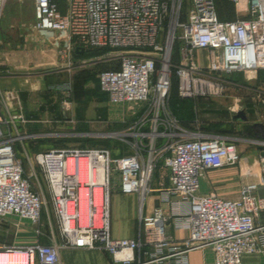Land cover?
<instances>
[{
	"label": "built area",
	"instance_id": "2783aa9c",
	"mask_svg": "<svg viewBox=\"0 0 264 264\" xmlns=\"http://www.w3.org/2000/svg\"><path fill=\"white\" fill-rule=\"evenodd\" d=\"M5 1L0 0V11ZM31 1L33 29L64 42L58 54L67 64L79 50L105 49L98 59L118 61L98 73L99 90L110 104L138 110L131 111L125 128L106 134L118 136L128 153L122 149L113 156L108 148L84 147L35 154L49 199L45 214L42 186L15 152L16 142L38 136L18 134L16 123L27 122L19 97L0 90V226L10 218L28 220L37 237L47 227L51 239L59 240L0 247V264H59L58 251L69 248L102 250L115 264H188L191 251L205 248L213 264H241L244 255L264 253V227L254 225L261 210L255 192L264 187V155L245 169L244 176L255 179L243 183L237 199L200 195L206 171L238 165L241 157L223 137L184 129L168 105L172 77L177 96L195 100L221 96L222 76L264 70V0H228L231 21L218 18L215 0ZM2 108L17 112L2 117ZM160 164L167 185L153 188ZM113 192L137 196L133 238L111 237ZM153 194L160 205L146 213ZM168 223L188 237L177 242L166 235Z\"/></svg>",
	"mask_w": 264,
	"mask_h": 264
},
{
	"label": "crops",
	"instance_id": "0c3cea01",
	"mask_svg": "<svg viewBox=\"0 0 264 264\" xmlns=\"http://www.w3.org/2000/svg\"><path fill=\"white\" fill-rule=\"evenodd\" d=\"M51 38L52 41L51 39L48 40L43 32L31 29L30 33L24 38V48L29 51L22 52L19 55V60L16 61L21 64L20 72L12 73L7 70L8 68L3 67L9 61H13V57L7 53L0 54V90L2 92H15L19 97L21 113L27 121L24 124L16 123L17 132L22 136L36 135L39 137L42 136L40 135L42 133H50L47 130L52 128L62 130L71 127L77 130L78 127L87 123V109L84 108L85 105L80 100L72 99L64 104V101H58L54 95L51 97L47 96L49 93L53 94L55 92L52 90L56 86L55 84H69L74 90L76 87L80 88L82 85L87 86L86 84H88L89 88L95 91L98 90L97 80L94 81L92 87L91 83L87 82L89 72H82L80 67L69 65L59 57L58 50L64 46V42L60 41L56 35H52ZM37 46L42 48L41 52L34 51ZM73 61L75 60L73 59ZM43 67L50 70L41 72L44 69ZM243 75L249 81H253V87L257 89L252 99L254 101L252 105L255 108L253 113L255 120L245 126L246 130L242 133V138H236L234 133L206 134L208 136H220L233 143L241 157V161L235 166L206 171L200 179V195L215 194L223 199H237L243 183L252 182L255 179L251 176H244L245 169L258 155H264V70L248 76ZM64 106L68 108V111L71 110L67 120ZM16 112V109H11V111L7 112L2 108L1 115L4 117L8 113L14 114ZM99 113L97 119L100 122H109L119 115V110L114 111L110 108L104 110V108H100ZM257 128H259V131H257ZM85 133L88 132L86 131ZM198 133L204 135V133ZM38 137L25 138L23 140L32 143L31 148L34 149L35 142L33 141L39 140ZM23 140L19 142L21 145ZM37 153L42 152L37 151L35 154ZM25 157L27 161L32 160L26 153ZM161 184L167 185V172H165L163 180L156 181L153 177V188H157ZM255 195L261 210L254 219V225L256 227H264V187L257 188ZM159 205L160 202L157 195L153 194L147 198L144 212L147 213ZM110 220L121 225L118 228L110 226V233L113 239H128L136 236L138 228L137 196L113 192L110 198ZM26 221L22 222L17 218H10L5 224L0 226V235L3 233L11 234L13 231L14 236L9 238V240H11L10 245L15 246H30L35 243L50 244L53 243V240L59 241L58 237L51 239V233L45 234L44 229L43 234L37 237L30 222ZM165 233L173 237L177 242H181L188 237L185 230H175L171 223L167 224ZM58 260L59 264H115L106 252L99 249H60L58 251ZM188 264H213V254L208 248L191 251L188 255ZM241 264H264V253L244 255Z\"/></svg>",
	"mask_w": 264,
	"mask_h": 264
},
{
	"label": "rangeland",
	"instance_id": "374dc122",
	"mask_svg": "<svg viewBox=\"0 0 264 264\" xmlns=\"http://www.w3.org/2000/svg\"><path fill=\"white\" fill-rule=\"evenodd\" d=\"M221 1V11L224 13L222 19L232 18L233 14L231 11L232 9L230 8L231 6L228 5L227 0ZM32 5L33 4L31 0H6L2 10L0 11V54L7 53L13 57V61H9V63L3 65V67L8 68L7 70L12 73L21 71V64L16 61L19 60V55L22 52L29 51L26 50L27 48H24V38L30 33L34 24ZM216 8L218 9V6H216ZM43 34L48 40L51 39L52 41L51 37L54 35L52 32H43ZM34 51L41 52L42 48H38L37 46V49ZM197 53L199 56H203L204 52L198 51ZM101 55L102 54H84L80 57L72 56L70 60L72 66L75 65V67H80L82 72H89V79L87 82L91 83V87L94 84V81L97 80V75L99 72L115 68L118 63V61L115 59H98L97 57ZM72 58L75 61H73ZM202 61L205 63V60ZM43 68L44 69H42L41 72L50 70L46 69V67ZM222 81L224 85V93L221 96H206L192 100L193 102H186L176 98V84L171 78V103L175 105L172 107L176 111V114L178 115V118L182 124L193 130L191 132H202L206 134L230 132L234 133L236 138H242L241 135L246 130L245 126L249 125V123L255 120L253 114L255 108H253L252 105L254 101L252 99L256 94L257 89L253 87V81H249V79L243 74L222 76ZM55 85L56 86H54L52 89L55 92L53 94L49 93L47 96L51 97L54 95L58 101H71L72 99L74 100L78 98V100H80V102L85 105L84 108L87 109L88 120L86 124L78 127L77 130L72 129L71 127L62 130H55V128L47 130L50 131V133H42L40 134L42 136L38 137L39 140L33 141L35 142L34 149L31 148L32 143L25 140H23L22 145L19 142L15 145V152L17 156L23 161L25 171L28 172L32 169L36 175L40 187L42 186V194L44 195L47 208H44L43 210V213L45 214L47 212L49 214L50 205L45 185L40 177L39 169L33 162L35 153L37 151H48L52 148L94 147L96 145H100V142H105V144L110 147L117 156L119 153H122V149L128 153L127 147L120 143L118 136L110 137L107 135L106 137V134L113 132L116 133L125 128L131 121V111L138 110V108L134 105L120 106L110 104L105 96L100 94L97 90L95 91L94 89L89 88L88 84H86L87 86L82 85V87H80L77 91H75L72 86L69 87L67 84ZM67 87H69V95L65 97L63 92L67 89ZM48 91L50 92L49 89ZM64 108L66 115L65 118L67 120L71 114V110L68 111L66 106H64ZM100 108H104V110H107V108H110L114 111L119 110V115L115 116L114 119L109 122H100L97 119L100 114ZM240 112L243 113L244 119L236 117ZM86 131L88 133H85ZM257 131H259V128H257ZM115 142H118L120 146ZM24 151L29 156V158L32 159L30 160L31 166L25 157ZM165 172L166 171L160 164L155 171L154 179L156 181L161 179L163 180L165 178ZM44 217L45 216L43 215L42 221L45 224L46 219ZM20 221L27 222L26 220ZM110 226L113 228H118L121 225H119L117 222H111ZM31 231L33 232V230ZM44 231L45 234L50 233V230L47 227L44 228ZM8 234L3 233L0 235V247L10 245L11 240H9V238H13L14 234L13 231L11 234Z\"/></svg>",
	"mask_w": 264,
	"mask_h": 264
},
{
	"label": "trees",
	"instance_id": "16d2710c",
	"mask_svg": "<svg viewBox=\"0 0 264 264\" xmlns=\"http://www.w3.org/2000/svg\"><path fill=\"white\" fill-rule=\"evenodd\" d=\"M59 1V0H58ZM216 1V6H218V9H217V14H218V18L221 20V21H231V20H233L234 18H235V16H234V10H233V6L229 3V1L227 0V3H228V5H230L231 7V11H232V18H230V19H222L223 18V12L221 11V7H222V1L221 0H215ZM106 52V50L105 49H99V50H85V51H74V56L75 57H80V56H82V55H84V54H94V55H98V54H103V53H105ZM176 54H175V52H173V58L175 59L176 58V56H175ZM172 80L175 82V84H176V80H175V78L174 77H172ZM97 82H98V80H97ZM79 88L78 87H76V89H75V91H77ZM100 94H102L103 96H105L103 93H101L100 92V90H99V86H98V90H97ZM106 97V96H105ZM173 98V97H172ZM176 98L178 99V100H181V101H190V102H193L192 100H188V99H180L178 96H177V92H176ZM78 99V98H77ZM168 105H169V108H170V110H171V112H172V114L174 115V117L178 120V122L180 123V125L184 128V129H186V130H189L190 132L191 131H193L192 129H190V128H187L186 126H184L183 124H182V122L179 120V118H178V115L176 114V111L174 110V108L172 107V106H175L174 104H172L171 103V91H170V94H169V99H168ZM125 127V126H124ZM202 133V132H201ZM204 134H206V133H204ZM228 134H230V132L228 133ZM117 145H119L120 146V144L118 143V142H115ZM95 147H104V148H108V149H110L111 150V152H112V155L113 156H117V155H115L114 153V151L110 148V147H108L106 144H105V142H100V145H96V146H94V147H91V148H95ZM84 148V147H83ZM122 153H119L118 155H121Z\"/></svg>",
	"mask_w": 264,
	"mask_h": 264
},
{
	"label": "water",
	"instance_id": "95a60500",
	"mask_svg": "<svg viewBox=\"0 0 264 264\" xmlns=\"http://www.w3.org/2000/svg\"><path fill=\"white\" fill-rule=\"evenodd\" d=\"M236 117H240L241 119H244V116H243L242 112L238 113V115Z\"/></svg>",
	"mask_w": 264,
	"mask_h": 264
}]
</instances>
